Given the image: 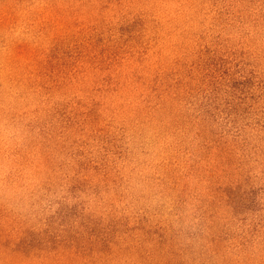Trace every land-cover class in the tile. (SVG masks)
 <instances>
[{
	"label": "rangeland",
	"instance_id": "374dc122",
	"mask_svg": "<svg viewBox=\"0 0 264 264\" xmlns=\"http://www.w3.org/2000/svg\"><path fill=\"white\" fill-rule=\"evenodd\" d=\"M0 264H264V0H0Z\"/></svg>",
	"mask_w": 264,
	"mask_h": 264
}]
</instances>
